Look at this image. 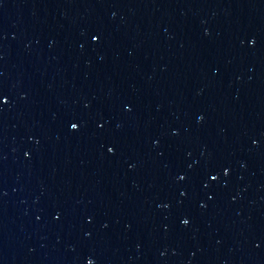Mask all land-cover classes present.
I'll return each instance as SVG.
<instances>
[{
  "label": "water",
  "instance_id": "water-1",
  "mask_svg": "<svg viewBox=\"0 0 264 264\" xmlns=\"http://www.w3.org/2000/svg\"><path fill=\"white\" fill-rule=\"evenodd\" d=\"M0 264H264V0H0Z\"/></svg>",
  "mask_w": 264,
  "mask_h": 264
},
{
  "label": "snow or ice",
  "instance_id": "snow-or-ice-1",
  "mask_svg": "<svg viewBox=\"0 0 264 264\" xmlns=\"http://www.w3.org/2000/svg\"><path fill=\"white\" fill-rule=\"evenodd\" d=\"M73 127H74V125H73Z\"/></svg>",
  "mask_w": 264,
  "mask_h": 264
}]
</instances>
